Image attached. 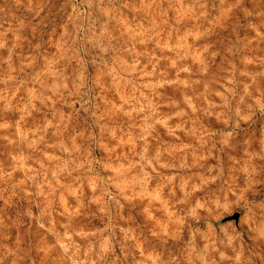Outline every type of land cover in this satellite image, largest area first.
Returning a JSON list of instances; mask_svg holds the SVG:
<instances>
[{"label":"clouds","instance_id":"1","mask_svg":"<svg viewBox=\"0 0 264 264\" xmlns=\"http://www.w3.org/2000/svg\"><path fill=\"white\" fill-rule=\"evenodd\" d=\"M0 264H264V0H0Z\"/></svg>","mask_w":264,"mask_h":264}]
</instances>
